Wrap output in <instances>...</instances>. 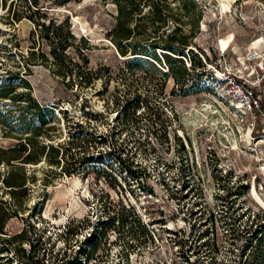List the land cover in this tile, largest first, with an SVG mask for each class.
<instances>
[{
  "label": "rangeland",
  "instance_id": "rangeland-1",
  "mask_svg": "<svg viewBox=\"0 0 264 264\" xmlns=\"http://www.w3.org/2000/svg\"><path fill=\"white\" fill-rule=\"evenodd\" d=\"M153 1L171 17L156 41L185 37V56L141 36L119 53L112 0H0V264H264V228L239 233L264 214V0ZM211 75L228 78L199 88Z\"/></svg>",
  "mask_w": 264,
  "mask_h": 264
},
{
  "label": "trees",
  "instance_id": "trees-1",
  "mask_svg": "<svg viewBox=\"0 0 264 264\" xmlns=\"http://www.w3.org/2000/svg\"><path fill=\"white\" fill-rule=\"evenodd\" d=\"M161 1H162L161 8H163V6L164 7L169 6V2L167 0H161ZM112 2L115 4L117 12H116V16H115V19H116L115 25L109 30V33L111 34V41L115 45V47L119 53L124 54L125 50H126V46L132 45L131 51L134 54H145L144 52H146V51H145L144 45H138V44H136L135 41H133V43L129 44V42H131L134 39H138L141 36L143 39H149V38L154 37V39L151 40V42L152 41L153 42L150 43V46L154 49L155 48H162V49H165V50L172 52L174 54L178 53V54L185 56L183 53V48L185 47V45H187L185 37H183L178 42L181 45L180 46L181 48H179V49H177L175 46H173L172 44H169V43H165L164 45H159L158 42L156 41L157 39H155V36H156L155 34H159L158 32L160 31V29L167 25L168 17H170V15H165L161 12V10L158 7L159 4H156L157 2H154L153 0H112ZM148 2L151 3V13L152 14L149 15L148 21H146L142 25L141 21L146 16H145V14L141 13V5L148 3ZM167 12H169V11H167ZM170 20L173 22V20H174L173 17ZM174 21L176 22L174 29H178L180 26V23L177 22L176 20H174ZM40 26L44 30H47L50 28L49 23H47L45 26L43 24H41ZM61 27H62L61 23H59L57 25L56 29H60ZM141 27L143 28L142 30H140ZM152 34H154V35H152ZM69 37H71L69 29L66 30V33L63 37H60L59 35H55V37H53L55 39H52V41H50L51 45H50V49H49V52H50L52 57L57 58L58 52H60L61 54H64L65 49L70 45V43L68 41ZM57 50H58V52H57ZM188 51H190V49H188ZM164 54L167 58L169 57L167 55L168 53H164ZM188 57L191 58L190 56H188ZM19 80L23 81V79H21V78ZM202 87L210 90V86H208V84H206V83L204 84V82H201L199 88H202ZM10 88L11 87H10L8 82L7 83H0V98H6L7 96H9V93L11 91ZM28 100H31L30 97H28ZM32 108L36 109V113L39 114L38 116H41V111H46L48 118H52L51 117V109H49L47 107H38L35 103H33ZM32 122H33V117H30L24 123L23 129H24V132L32 131L33 135H36L37 132L34 131V129L32 127ZM39 122L41 124H45L47 121H45L44 119H42V117H40ZM98 136H100V135H98ZM105 141H106L105 135L99 139V142H101V143L105 142ZM113 148H114V146H113ZM6 151L9 152V151H12V149L9 148ZM122 151H123V149H120V148L118 150H114V149L110 148V151L107 153V155H113L115 157L116 161H118L119 165H121L122 168L125 169V171L128 172V174H130L134 179L141 178L142 176L145 177L148 174H150L147 166H139V163H135V165H134L133 160L129 161V159L123 158L120 155L122 153ZM28 153H29V151H27L25 153L23 158L29 156ZM98 158H99L100 162H102V159H104V161L106 159L105 157H101V155H99ZM9 159H14V158H9ZM133 167H136V168H133ZM187 180L188 179H185L181 183V189H187L189 187V182ZM162 182H164V181H162ZM4 183L8 187H18V186L22 185V183H15L13 181H9V177H6L4 179ZM224 188H226V187H224ZM11 190H13V189H11ZM210 220H213V217H211ZM233 222H234V220L230 219V221L225 222L224 224L230 225L229 229L231 231L233 230V233H234L233 237L234 236L236 237L238 235V232H236V229H234ZM104 224H105V222L98 220V226L100 228H102ZM262 228H264V214L259 220L254 219L250 222L249 225H247V227H243L242 229H240L239 233L244 232V231L249 233L248 235H246V239L244 242V243H246L248 240L251 241L255 237L259 238V236L262 235ZM96 230H100V229H96ZM66 231H68V230L66 229ZM95 232H97V234H98V231H95ZM93 238H94V236H93ZM93 238H89L88 241L92 240ZM90 244H91V241H90ZM212 244H215V241H213ZM79 253L82 254L81 251H79ZM84 254H86V253L84 252ZM75 261L80 263V260L78 258H75V260L72 259L67 264L75 263Z\"/></svg>",
  "mask_w": 264,
  "mask_h": 264
},
{
  "label": "built area",
  "instance_id": "built-area-1",
  "mask_svg": "<svg viewBox=\"0 0 264 264\" xmlns=\"http://www.w3.org/2000/svg\"><path fill=\"white\" fill-rule=\"evenodd\" d=\"M225 78H228V77H222V76H213V75H211V80L213 81V83H212V85H209L210 86V90H209V92H214L213 90H214V87H215V89L216 88H218V87H220V85H221V83L223 82V80L225 79ZM229 81H232L233 83H235V82H237L236 81V79H234V78H230V80ZM218 85V86H217ZM236 85L237 86H239V83H236ZM213 86V87H212ZM217 86V87H216ZM249 93H250V95L252 94V92L251 91H249ZM249 96V95H248ZM256 99L254 98V97H252L251 96V98H249L248 99V104L250 105V102L251 101H255ZM237 108V107H236ZM167 168V167H166ZM166 170V169H165ZM188 179V178H187ZM184 181V180H183Z\"/></svg>",
  "mask_w": 264,
  "mask_h": 264
}]
</instances>
